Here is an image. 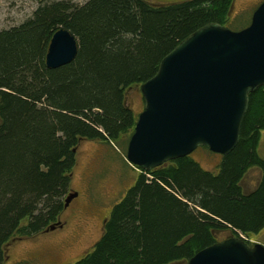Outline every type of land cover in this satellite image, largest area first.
<instances>
[{"label":"trees","instance_id":"trees-1","mask_svg":"<svg viewBox=\"0 0 264 264\" xmlns=\"http://www.w3.org/2000/svg\"><path fill=\"white\" fill-rule=\"evenodd\" d=\"M233 1H58L0 30V264L13 238L58 221L78 142L127 145L137 118L126 92L154 76L188 35L208 23L224 25ZM59 28L76 38L77 54L48 69V44ZM263 130L261 87L249 95L239 142L219 175L185 157L142 171L113 206L93 251L73 264H182L212 244L213 229L256 233L264 226V162L255 154ZM253 164L262 168V182L243 196L238 180Z\"/></svg>","mask_w":264,"mask_h":264},{"label":"water","instance_id":"water-1","mask_svg":"<svg viewBox=\"0 0 264 264\" xmlns=\"http://www.w3.org/2000/svg\"><path fill=\"white\" fill-rule=\"evenodd\" d=\"M142 1L152 7L178 2ZM77 50L76 38L59 28L48 44L46 67L57 69L71 63ZM261 87L264 1L241 30L232 31L218 23L200 27L162 58L154 76L133 87L141 93L144 105L126 147V162L150 171L189 155L197 147L227 155L239 141L249 95ZM74 197L72 193L66 196L64 208ZM182 264H264V246H250L230 237Z\"/></svg>","mask_w":264,"mask_h":264},{"label":"rangeland","instance_id":"rangeland-1","mask_svg":"<svg viewBox=\"0 0 264 264\" xmlns=\"http://www.w3.org/2000/svg\"><path fill=\"white\" fill-rule=\"evenodd\" d=\"M58 1L79 5L87 0H0V30L18 26L31 18L39 6ZM263 1L234 0L229 11V16L235 17L234 29L241 30L247 26L254 10ZM138 93L139 90L133 88L126 92V95H129L127 99L129 106L135 114L142 111ZM81 142L76 152L70 189V192L75 190L79 193V198L71 208L85 201L86 203L82 204L88 207L84 209L86 211L91 208L96 209L99 205L105 208L99 206L100 211H106L116 200L118 202L121 199L126 188L134 182L139 170L126 162L124 144L99 147L100 144L96 142ZM258 153L264 158V130L261 132ZM251 179L252 181L256 179L255 173ZM67 220L62 231L39 233L30 238H13L5 246L7 260L4 264H72L77 261L78 259H75L80 257L82 249L87 247L86 243L95 233L96 227L92 225L94 220H87L85 217L81 219L82 221ZM24 223L25 221L22 222ZM258 235L259 241L264 246V229ZM240 236L246 238L245 235L240 234Z\"/></svg>","mask_w":264,"mask_h":264},{"label":"flooded vegetation","instance_id":"flooded-vegetation-1","mask_svg":"<svg viewBox=\"0 0 264 264\" xmlns=\"http://www.w3.org/2000/svg\"><path fill=\"white\" fill-rule=\"evenodd\" d=\"M234 18L235 17L233 15L232 16L228 15V17L226 18L227 20L225 21V24L223 26L228 28V29H230L229 25H230V23L234 22ZM250 20H251V18H250ZM250 20H249L247 26L249 25ZM247 26H245V27H247ZM237 30H240V29H237ZM138 94H139V99H140V102L142 103V108H143V105H144L143 97H142L140 92ZM128 96L126 95V104L130 108L128 100H127ZM133 114L137 118L139 113H137V114L133 113ZM90 142H96V143L100 144L99 147H103V146L104 147H106V146L111 147L108 143H106L104 141H90ZM81 143H82L81 141L78 142L76 148L73 150L75 152V164H76V156H77L76 152H77V149H78V147L80 146ZM259 144H260V140L256 143L255 154H256L257 158L260 159V161L264 162V158L261 157L260 154L258 153ZM94 152L97 153V151H94ZM227 155L213 153V152L209 151L205 147H197L189 155L185 156V158H187L189 161L194 163L202 172L207 173V174H209L211 176H217L221 172L223 159ZM182 158H184V157H182ZM176 160H178V159H176ZM176 160L168 161V162L162 164L161 166H166L165 168H167L169 165L175 166ZM83 166L85 168L86 167V163L83 164ZM159 167H156L154 169H157ZM261 169L262 168L259 165H257V164L249 165V166L246 167V169L243 172L242 176L238 180V186L240 187L241 194L243 196H249V195H251L252 193H254L256 191V189L258 188V186L262 182ZM142 171L143 170H139L138 174L142 173ZM154 171H156V170H154ZM254 173L256 175V179L254 181H252L251 176L254 177ZM138 174H137V176H138ZM137 176H136V178H137ZM136 178H135V180H136ZM71 179H72V173H71V177H70V189H71ZM135 180H134V182H135ZM133 183H132V185H133ZM130 187H128V188H130ZM128 188H126V189H128ZM73 194L75 195V197L71 200L69 205L66 208L63 209V211L61 212V214L58 217V221H57L58 225L55 227V229L53 231H48L47 233H49V232H57L59 230L62 231L64 229L65 225L68 222L67 219H69V220H73L74 219V221H75V219L81 220L83 217H85L87 220L88 219L94 220V221H92V225L94 227H96V231L92 235V237L90 239H88V241L86 243L87 247L85 249H82L83 251H82V254H81L80 257L83 258L86 254H89V253H91L93 251L94 247L96 246V244L100 240V238H101V236L103 234V231H104V227L106 226V223H107V221L109 220V218L111 216L113 206L117 203V200L113 203V205L108 207V209L106 211H100L99 206L102 207V205L97 206L96 209L95 208L94 209L91 208L88 211H86L84 209L88 208V207L87 206H83L84 204H82V203H86L85 201L81 202V205H77V207L71 208L73 203L79 198V193H77L75 190H73ZM102 208L105 209L104 207H102ZM88 215H89V218H88ZM83 223H86V222H83ZM263 229H264V226L261 229H259L256 233H249V236H247V235H245L243 233H240L239 231H236L237 232V236H236V235L233 234L234 230H232V228L229 227V226L213 229V230H211L212 238H213L212 244H215V243H218V242H222V241H224V240H226V239H228L230 237H238L239 233H240V234L245 235L247 237L245 242L248 243L250 246H253L255 244L262 245V243L258 239V236H259L258 234L260 232H262ZM47 233H44V234H47ZM5 249H6V247H5ZM80 257L76 258L75 260L81 259Z\"/></svg>","mask_w":264,"mask_h":264},{"label":"bare ground","instance_id":"bare-ground-1","mask_svg":"<svg viewBox=\"0 0 264 264\" xmlns=\"http://www.w3.org/2000/svg\"><path fill=\"white\" fill-rule=\"evenodd\" d=\"M242 235V234H241Z\"/></svg>","mask_w":264,"mask_h":264}]
</instances>
